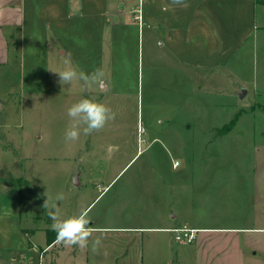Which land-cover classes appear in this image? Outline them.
Here are the masks:
<instances>
[{"label": "rangeland", "instance_id": "rangeland-1", "mask_svg": "<svg viewBox=\"0 0 264 264\" xmlns=\"http://www.w3.org/2000/svg\"><path fill=\"white\" fill-rule=\"evenodd\" d=\"M139 7L136 0V13ZM257 37L243 62L235 57L228 63L220 93L195 82L189 94L179 88L176 94V83L175 91L170 87L171 73L162 71L152 81L144 78L142 94L124 112L118 111L116 98L102 92L97 100L116 116L102 129L81 134L80 138L105 144L93 162L98 168L79 177L69 170L76 163L72 159L76 141L64 139L71 119L66 109L83 97L90 83L61 84L59 74L50 70L63 94L28 96L20 89L16 67L8 68L6 80H0V141L7 157L17 160L23 178L29 180L22 193L23 225L53 222L43 205L46 197L62 194L58 214L87 210L94 226L86 248L56 242L39 255L26 252V258L15 264H264V231L246 229L264 227V33L258 31ZM162 51L154 46V53ZM69 65L78 72L66 55L58 58L53 48L50 69ZM240 88L248 94L236 95ZM85 97L97 96L89 92ZM118 120L125 122V128H117ZM118 136L127 142L119 148L113 141ZM152 139L149 148L118 172L129 154ZM161 143L163 150L158 149ZM155 153L165 156L162 171L144 167ZM175 159L180 165L173 169ZM161 188L163 207H172L178 219L188 211L192 190L195 202L190 211L196 222L224 229L200 231L187 245L173 240L172 232L139 229L165 218L161 215L166 210L157 202ZM204 188L209 193L202 199L194 191ZM97 237L101 243L93 252ZM5 258L0 264H14Z\"/></svg>", "mask_w": 264, "mask_h": 264}, {"label": "crops", "instance_id": "crops-1", "mask_svg": "<svg viewBox=\"0 0 264 264\" xmlns=\"http://www.w3.org/2000/svg\"><path fill=\"white\" fill-rule=\"evenodd\" d=\"M140 2L138 0L140 7L136 13L133 9L136 0H0V80H6L8 68L16 67L20 89L28 96L63 94L50 71V52L55 48L57 57L66 55L78 72L92 74L99 70L101 78L90 82L86 90L96 95V99L102 92H105L102 93L104 97L116 98L118 111L124 112L131 100H137L142 94L144 78L152 81L155 75H160L159 71L171 73L174 83L170 87L175 91L176 83V94L178 88L189 94L188 89L194 88L195 82L220 93L221 78L227 75L230 60L237 57L238 63L243 62L242 57L256 46L258 31L264 33L262 0ZM154 46L163 51L154 53ZM180 81H186V84ZM87 91L83 97L87 96ZM248 92L246 90L244 96ZM115 125L119 129L126 126L120 120ZM125 140L118 136L113 141L119 148L127 143ZM153 140L134 155L129 154L118 172L139 152L149 148ZM104 144L90 137L78 139L74 155L66 154V157L75 156L72 159L76 163L69 169L71 174L79 177L84 171L96 170L98 166L93 162L97 161ZM158 149L163 150V143ZM11 158L13 160L4 152L1 140L0 260L6 256L5 260L10 259L9 262L15 264L19 258H26V252L39 255L57 240L54 238L47 243L48 234L55 235L50 220L35 227L23 225L22 193L25 181L29 180L23 178L17 160ZM164 158V155L155 153L146 159L149 163L146 161L148 164L144 167L162 171ZM175 160L171 163L173 169L180 165L178 161L174 166ZM111 167L115 168L113 164ZM198 191L199 198L208 197L207 189H198L194 193L198 194ZM163 200L161 188L157 202L162 211L166 210L161 215L165 217L163 221L139 229L171 232L170 228L182 224L206 233L224 229L196 222L190 211L195 202L192 190L186 203L188 211L179 219L175 212L172 213V207H163ZM151 210L153 216L156 210ZM89 226L94 228L92 222ZM246 229L264 231V227Z\"/></svg>", "mask_w": 264, "mask_h": 264}, {"label": "clouds", "instance_id": "clouds-1", "mask_svg": "<svg viewBox=\"0 0 264 264\" xmlns=\"http://www.w3.org/2000/svg\"><path fill=\"white\" fill-rule=\"evenodd\" d=\"M65 64L67 65L68 62L65 61ZM50 70L59 74L61 84L65 82L70 84L74 80H79L87 85L90 82L98 81L102 76L99 70L92 74H85L77 72L70 65L62 70ZM66 112L67 116L71 118L69 126L64 131L66 141H77L81 134L87 136L93 131L102 129L109 120L115 119L116 116L115 112L104 103L89 97H82L73 102L67 107ZM63 198L62 194H57L55 198L46 197L43 207L48 210L47 215L53 221L50 227L56 233L58 243L86 248L89 246V237L93 231L89 226L90 219L87 210L79 214L61 217L58 214L57 204ZM100 243L99 237L92 241L93 252L97 250Z\"/></svg>", "mask_w": 264, "mask_h": 264}, {"label": "built area", "instance_id": "built-area-1", "mask_svg": "<svg viewBox=\"0 0 264 264\" xmlns=\"http://www.w3.org/2000/svg\"><path fill=\"white\" fill-rule=\"evenodd\" d=\"M137 18L140 19V15H138ZM138 130L141 132L143 128L139 126ZM177 164L178 161L175 160L173 162V165L176 166ZM169 230L172 232L174 240L178 243H183V244H189L194 242L198 232L197 228L188 226L186 224H182L180 226L170 228Z\"/></svg>", "mask_w": 264, "mask_h": 264}, {"label": "trees", "instance_id": "trees-1", "mask_svg": "<svg viewBox=\"0 0 264 264\" xmlns=\"http://www.w3.org/2000/svg\"><path fill=\"white\" fill-rule=\"evenodd\" d=\"M262 3H264V0H262ZM54 238H56V233H55V235L53 237L52 236H49V234H48V236H47V243H51Z\"/></svg>", "mask_w": 264, "mask_h": 264}, {"label": "water", "instance_id": "water-1", "mask_svg": "<svg viewBox=\"0 0 264 264\" xmlns=\"http://www.w3.org/2000/svg\"><path fill=\"white\" fill-rule=\"evenodd\" d=\"M245 92H246V90H245L244 88H240V90H239V92H238V96H239V97L244 96Z\"/></svg>", "mask_w": 264, "mask_h": 264}]
</instances>
